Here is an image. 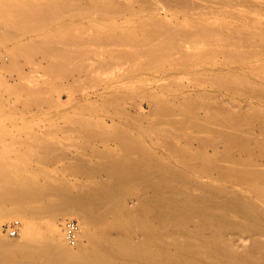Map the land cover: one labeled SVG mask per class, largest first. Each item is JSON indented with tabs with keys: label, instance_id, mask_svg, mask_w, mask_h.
Masks as SVG:
<instances>
[{
	"label": "bare ground",
	"instance_id": "1",
	"mask_svg": "<svg viewBox=\"0 0 264 264\" xmlns=\"http://www.w3.org/2000/svg\"><path fill=\"white\" fill-rule=\"evenodd\" d=\"M234 1L240 6L242 4L245 7L244 11L238 12L237 10V12L221 14L242 20L248 27L252 26L250 32H253L251 34L254 35L255 45H257L256 43L262 44L259 47L255 46L258 50L254 52L246 53L239 49L242 47L237 45L241 43H236V46L233 44L234 46L229 48L225 45L219 47L220 41L219 45L212 46L215 42L211 39L216 38L219 33L217 34L215 30L203 25L183 22L173 26L152 20L142 25L153 26L154 30L144 33L140 39H136L134 34L130 36L114 35L99 32L96 29H80L78 27L70 31V29L67 30L68 27L62 26L60 29L64 34L59 40L57 38L55 40L54 37L51 41H38L37 46L25 45L20 50H10L9 56L12 54V57H10L9 66L15 72L21 67L19 58L31 62L34 57L43 55L44 60L46 62L48 60V67L53 75H49L51 80L43 83L37 76H32V73L40 72L38 69L33 72L31 70L28 74L29 77L27 74L18 75L19 83L5 89L4 93L8 96H5L0 90V113L3 115V112H6L4 98L15 97L16 103H21L28 112L32 110L33 105L42 107L44 104L48 105V110H45L48 118H50L49 111L51 109L61 110L63 117L69 110L63 104L65 97L62 94L58 95L56 99L48 98L49 95L47 98L42 97V94L45 93L43 87L45 88L46 84L52 85L56 81L55 78L73 79V86L67 89L68 102H73L72 106L75 105L77 98L75 92L77 91L82 95L79 98L82 100V104L78 106V109L75 108L76 114L72 113L61 120L63 119L64 123L79 129L80 137L92 144V155L100 162L87 168L84 161L78 160L66 164L64 169L70 172H81L84 177L92 180L97 176L108 177L111 187L91 182L87 188L74 192L60 181L44 186L37 180L23 177L16 164L2 161L3 156L14 154L32 157L37 161L45 162V165L54 166L60 159L67 158L68 160L71 155H68L57 144L50 142L32 144L33 146H28L24 152L16 151L12 147L19 141L16 135L14 136L16 131L13 134L12 131L0 130V207H12L8 213L4 212V216H12V214L26 218L43 216V219L44 215L50 214L51 218L76 217L84 224V227L86 224L84 236L89 239L92 235L89 229L91 224L105 225L110 222V219L117 221L125 211H128L125 204L126 189L124 186H138L143 194L149 195L143 199L145 198L144 200H148L156 206L154 211L162 229L169 227L170 231L178 230L184 235L173 236L166 243L161 242V249L167 247L169 251H182V253L176 254L175 258H170V253H163L162 250L156 251L152 246H148L147 242L141 245L121 235V230L126 229L123 223L115 222L113 229L116 230V235L102 241V245H100L102 248L99 251L88 250L82 245L81 236L83 237V233L81 229L77 245L69 244L66 236H64L66 245H63L58 229L53 225L55 224L53 222L49 238L34 237L31 225L28 224L25 229L20 225L18 235H24L23 239L1 238L0 264H200L192 261V258L199 253L203 256L202 264H217V260L233 262L235 259L233 245H228L229 243L225 242V237L228 235L248 237L252 251L248 257L254 264H263L258 261V258L264 256V211L229 189L217 185L202 184L194 178L203 173L210 175L213 170L219 178L227 176L258 177L261 167L258 165L243 166V163L241 164L234 157V153L236 149L247 146L248 142H254L256 145L264 147V140L256 137L252 132L244 130V125L224 120L226 111L223 109L221 97L217 95L214 97L217 101L216 107L202 105L194 107L192 105L193 107H187V112L183 115H178L177 110L172 106H168L160 100H150L151 98H147L148 96L140 103H135V106L129 105V102L134 100L130 94L132 91L144 93L149 89V86H155L154 84L161 81L152 80L153 74L136 77H132L130 74L141 72L146 68L147 70H152L155 67L160 68L171 62L175 55L180 57L179 61L186 63H198L210 53H213L217 58L224 53H229L230 57H227V61L263 56L264 15L256 14H263L264 0ZM142 2L148 10L160 8L179 11L188 16L208 15L206 4L209 3H205L204 0H159L158 2L143 0ZM122 3L124 4V2ZM68 6V3L54 4L52 1L22 3L20 6H1L0 12L12 13L14 17H0V41L10 42L16 40L21 34H28L50 26L54 27L60 21L73 15L76 16L75 14L83 18L95 16L99 20H109L117 18L125 12L128 13L126 4L116 10H111L105 5H99L100 7L97 8H95L96 6L94 8L77 6L74 9ZM256 20H261L262 26H255ZM252 35H249L250 38ZM240 38L242 40V37ZM234 39L237 38L234 37ZM220 40L223 41V39ZM244 40L242 41H248ZM237 47L241 51L237 50ZM3 66L5 67V64ZM22 69L23 67H21ZM45 72L48 71L45 70ZM74 77L78 78L74 79ZM29 78L32 80H28ZM197 80L198 85H203L201 83L203 80L200 82ZM191 81L195 83V80ZM209 81L207 79V82ZM5 83L6 81L2 80L0 88ZM210 84L214 85L219 92L242 94L264 102V88L249 81L244 82L242 86L237 84L236 86L228 79H217ZM149 93H151L150 90ZM93 105H95L94 107L101 106L96 109L92 107ZM132 107L135 109L134 112ZM11 110L13 111V109ZM59 112H56V116H60ZM188 112H192V115L203 112L205 116L203 119H200L201 116H194L192 119ZM23 116L28 117L27 114H23ZM247 116L254 119L259 115L250 112ZM187 119H190L191 124L186 129L191 134L214 136L221 142L219 145L224 147L225 152L214 158L212 165L199 164L196 159L190 157L191 154L181 150L176 144L175 140L190 147L192 143L199 141L203 147L209 146L205 138L187 140L180 137L181 134L178 132L181 128H178L177 124ZM4 120L2 118L0 123L3 124ZM9 122L12 125L18 122V119H10ZM21 134L19 132L18 136ZM140 135L147 139L153 136L158 142L164 144L165 149L176 162L172 164L171 161L163 160L159 157L158 151L150 149L138 137ZM7 139H11V143L7 144ZM95 144L96 147H94ZM195 190L201 194L193 195L192 192ZM140 200L142 201L141 198ZM131 223L132 219L128 224ZM245 254L247 256V253Z\"/></svg>",
	"mask_w": 264,
	"mask_h": 264
},
{
	"label": "rangeland",
	"instance_id": "2",
	"mask_svg": "<svg viewBox=\"0 0 264 264\" xmlns=\"http://www.w3.org/2000/svg\"><path fill=\"white\" fill-rule=\"evenodd\" d=\"M40 1L45 3L52 1L54 4L55 3L58 4L59 2H64L66 4L68 3L69 5L68 7L72 9L76 8L77 6L92 7V8L96 6L95 8H97L100 7L99 5L101 6L105 5L110 7L111 10H116L118 9V7L126 4L128 13L125 12L117 18H111L109 20H99L95 16H91L89 18H83L80 15L75 14L76 16L73 15L71 17H68L60 21V23H58L54 27L50 26L49 28L35 30L28 34L26 33L21 34L20 36H18L16 40L10 42H6L5 40H3L4 42L0 41V82L2 80L6 81V83L3 84L0 88L1 92L3 91V93L7 90L8 87L19 83V80H17L19 78L18 75L20 74L28 75L31 70L32 72L37 69L40 71L37 74L32 73V76H37L42 83L51 80L50 76L53 74L50 68L48 67V60L46 62L44 60L45 57L43 55L34 57L31 62L30 61L28 62L26 59L24 60L23 58H19L21 60V61L19 60V62L22 63V64L20 63V65L21 67H23V69L21 70L20 67V69L17 72H15L9 66L10 57H12V54L9 56V52L12 49H16V51L20 50L22 47H25V45L37 46L38 41H43V40L51 41L54 39V37L55 40L56 38L57 40H59L62 38V34H64L61 32L62 30L60 29V27L62 26H65V28L68 27L67 30L70 29V31L73 30L75 27H78L80 29L81 28L91 29V30L96 29L99 32L114 34V35L130 36L134 34L136 39H140V37L142 38V35L144 33H150L151 31L154 30L153 26L151 27L149 25L147 26L142 25L143 23L145 24V22H148L149 20L150 21L152 20L153 22L154 21L162 22L173 26H177L183 22H188L194 25H203L204 27H208L209 29L215 30L217 34L219 33L218 36L220 35L219 36L220 38L216 35L217 36L216 38L211 39V41L214 40L213 42H215L214 45L212 44L213 42L211 43L212 46L217 45L221 41L220 45L218 44L219 47H221V45L223 46L225 45V47L232 48L236 43L242 44L243 42L242 40L245 39L248 40V41L244 40L246 43L243 42L242 46L241 44L237 45L244 48L242 49L237 47V50L241 49L246 53L249 52L251 53L254 52L255 50H258V48L255 46L259 47L260 45H262L261 43H256L257 45H255L254 35L251 34L253 32H250L252 30L250 29L252 28L251 25H250L251 27H248L245 24V22L242 20H237L234 18H230L229 16L222 15L223 13H228L232 11L237 12V10L238 12L244 11L245 7L242 6V4L241 6L239 4H235L236 2L234 0L231 1L204 0L205 3H209L206 4L207 5L206 10L208 15L205 16H201L197 14L188 16L182 14L179 11L165 10L160 8H154L153 10H148L147 7L143 4L142 2L143 0H123V1L122 0H116V1L115 0H40ZM40 1L39 0H0V7L5 5L20 6L22 5V3L29 4L32 2L33 4L34 2L39 3ZM153 1L158 2L159 0H153ZM122 2H124V4ZM256 15L259 16L264 15V12L263 14L257 13ZM11 16H13L12 13L7 14L6 12H0V17L11 18ZM254 25L262 26L261 20L259 21L256 20ZM249 35L250 36L252 35V37L250 38ZM233 36L236 37L237 39H234ZM240 37H242V40ZM216 39H218V41H216ZM220 39H223V41ZM207 44L210 45V43ZM201 49L202 47L200 46V50ZM205 49H207V47H205ZM227 57H230L229 53H224L223 55L218 56V58L213 53H210L209 55H205L204 58L201 59L198 63L197 62L186 63L179 61L181 60L179 59L180 57L179 56L177 57V55H175L173 57V60L160 67L161 69L155 67L152 70H147L146 68L141 72H133L132 74H130L132 77H136L140 75L148 76L149 74H153L154 76L151 77L152 80L156 79L161 81L158 83L156 82L157 84H154L155 86L152 87L149 86L148 87L149 89L148 90L146 89L147 91H145L144 93H138L132 91V93L130 94L131 96L134 97V100L130 101L129 105L131 106L132 104V106H135L134 105L135 103L136 104L140 103L142 99L144 100V98L148 96L147 98L150 97L151 98V99L149 98L150 100H160L164 104L168 106H172L174 109L177 110L178 115H183L187 112L186 109L188 106L195 107V105L197 106L202 105V106L216 107L217 101L215 100L214 97H216L217 95L221 97L222 106L224 107L223 109L226 111V114L223 117L224 120L232 123H236V124L239 123L241 125H244L243 127L244 130L250 131L256 137H259L264 140V134H263L264 133V102L254 99L251 96L250 97L246 95L244 96L242 94H236L232 92H219V90H217V88L214 85L210 84L212 81L214 82L217 79H224V80L228 79L229 81L233 82L235 85L237 84L238 86H242L244 82L249 81L252 84L264 88V66H262L264 65V55L253 56L246 60H233V61L231 60L227 61ZM4 64L5 67L3 66ZM38 64L39 66H37ZM40 65H41V69H40ZM45 70L48 72H45ZM75 78L78 77H74V79ZM55 79L56 81L54 80L55 82L52 85L46 84L45 88L43 87L45 93H43L42 94L43 96L42 95L41 96L42 97L45 96L47 98V96L49 95L48 98L56 99L58 95L62 94L63 97H65L63 100V104H65V106L69 108V110L67 111L68 113L64 114L63 117L67 115H72V113L76 114L77 110H75V108L78 109V106L82 104V100L79 99L81 98L82 95L76 91L75 93L77 95V98L75 100L76 102L75 105L72 106L74 103L68 102L69 97L67 94V89L73 86L72 85L73 79L72 80L70 79L62 80L58 78ZM192 79L193 81L195 80V83L191 81ZM207 79H209L210 81L207 82ZM7 80H9L8 83ZM28 80H32V79L29 78ZM196 80L198 82H200V80H203V82H201L203 83V85L202 84L198 85V83H196ZM149 90L152 93V95L151 93H149ZM4 94L5 96H8V94L6 93ZM4 102L6 104L5 105L6 112H3V115L0 113V115H2L0 117V120H2V118L5 119L3 121L4 122L3 124H5L6 121L7 122L5 125L0 123V130L1 131L7 130L10 132L12 131L13 134L15 131L17 132V133L15 132L14 136L16 135L19 141L17 144L12 146L16 151L24 152L25 149L28 146L31 147L32 144L35 145L36 143L37 145L41 143L50 142L52 144L53 143L57 144V146L61 147V149H64L68 155L70 154L71 157L68 158V160L67 158H65V160L60 159V161L56 162L54 166L45 165L46 164L45 162L37 161L35 158L32 157L29 158L14 154L3 156L4 157L2 160L3 162L16 164L18 166V171H20L23 177L37 180L44 186L49 185L52 182L60 181L74 192H79L82 188L83 189L87 188L91 182L99 183L103 185L110 184L111 182L110 179L105 176H100V177L97 176V178L92 180L86 176L84 177L82 175L83 173L81 172L78 173L75 171L70 172L69 170L64 169V166L66 164L68 165L71 162H76L78 160L84 161L85 166L87 168L93 164L99 163L100 160L94 158V156L92 155L93 154L92 144L84 141V139L80 137L79 129L77 127L64 123L62 121L63 119L61 120V118H63L62 117L63 113H61V110L51 109L49 111L50 118H48V114L46 112L48 110L47 109L48 105L42 104L43 105L42 107L41 105H33L32 110L28 112L26 107H24L21 103H16L15 97H5ZM94 106L95 105H93L92 107L99 109L98 106L101 105H98L97 107ZM11 109H13V111L15 112L17 111L18 112L15 114V112H13ZM57 111H60L59 112L60 116H56ZM134 111L135 109L133 108V112ZM19 112L20 114H18ZM250 112L255 113L259 116H256V118L251 119L247 116V114ZM23 114L25 115L27 114L28 117H24ZM188 114L189 117H191L192 119L194 116L195 117L201 116L200 119H203L205 116L203 112L197 113L195 115H192V112L191 113L188 112ZM10 119L11 120L18 119V122L11 125V123L9 122ZM190 124H191L190 119H187L184 122H180L177 124L178 128H181L180 132H178L179 134L182 135V136L180 135V137H184L187 140H190L192 138H203V139L205 138L206 139L205 141H208L209 146L203 147V144H200L199 141L192 143L190 147H186V144L175 140L176 144L179 146L181 150L187 151L188 154H191L190 157L196 159L199 162V164L201 165L204 164V166L212 165L213 159L216 158L220 153L222 154L223 152H225L224 147L219 145L221 144V142L214 136L203 135V134L202 135L191 134L190 131L186 129L187 127H189ZM19 132L22 133L21 134L22 136L21 135L18 136ZM26 133L28 134L25 135ZM138 137L141 138L148 145L150 149H152L153 151H158L159 157H161L163 160L171 161L170 163L172 164L176 162V160H174L173 157L169 154V152L165 149L164 144L158 142L156 139L153 138V136H151L149 139H147V137L144 138L143 135H140ZM6 143L7 144L11 143V139H7ZM94 147H96V144ZM31 151L33 152L34 150L32 149ZM234 157L241 164L243 163L242 164L243 166H250V165L260 166L261 167L260 175H258V177L255 178L254 177L237 178L233 176L219 178L215 170H213L212 174L209 175L203 173L202 175L195 177L194 180L198 181L199 183L202 182V184L206 183L211 185H217L229 189L230 191L241 196L247 202L256 204L260 209L264 211V173H262L264 171L262 170L264 169V147L256 145L254 142H248L247 146L235 150ZM29 167H31L32 169ZM109 187L111 186L109 185ZM124 187L126 189L124 193L126 196L125 204L128 207L127 208L128 211H125L122 214V216H120V218L117 219V221H115L114 219H110V222H108V224L105 225H99L96 223L91 224L89 226V229L92 232V235L89 239L85 238L84 236L86 224L84 227V224H82L81 221L78 220V218L76 217L69 216V217L51 218L50 214L44 215L43 219H42L43 216L40 217L34 216L32 218H26L23 216H17L13 214L12 216L11 215L4 216L6 213H8L11 210L12 207L7 206L6 208L5 206H2V208L0 207L1 208L0 209V240L24 238V235L22 234L21 235L19 234L20 236L19 235L11 236L8 234L6 229V224L11 222L12 220H19L22 228L24 229L28 224L31 225L34 237H38V238H49L51 236V232H52L51 223L53 222L55 223L53 225L58 229L57 230L58 234L61 236L60 238L62 239L61 240L62 244L66 245L64 239L65 223L69 219H75L79 222L80 229L83 233V237L81 236L82 245L85 246L86 249L88 250L99 251V249L102 248V246H100L102 245V241H104L107 238L114 237L117 232L116 230L113 229V226L115 225V222H117V223H123L124 226L126 227L125 230H121V233L120 232L119 233L129 238L135 243L142 245L145 244L144 242H147L148 243L147 245L152 246L156 251L162 250L163 253H170L171 255L170 258L171 257L175 258L176 254L182 253V251L181 252H175L172 250L169 251L167 247H162L161 249L162 246L161 242L166 243L173 236H178V235L181 236L184 234H182V232H179L178 230L170 231L169 227L166 229H162V225L161 223H158L157 214H155L154 211L156 206L153 205L152 202H149L148 200H144L149 195L143 194L138 186H124ZM192 194L198 196L201 193L195 190L192 192ZM143 197L145 198L143 199ZM140 198L142 199V201L140 200ZM32 205L34 206V204ZM35 206H37V204H35ZM49 215L50 217H48ZM130 219H132V223L128 224ZM129 227H131L132 229ZM188 237L190 236L188 235ZM225 242L229 243L228 245L231 244L233 245L232 250L234 251L235 259L233 260V262H223L217 260V264H254L251 262L250 258L248 257L249 256L248 254L252 253V251L250 250V241L248 237L239 236V235H228L225 237ZM245 253H247V256ZM192 261H194V263L197 262L202 264L203 263L202 254L199 253L196 256H194V258H192ZM258 261H261L264 264V256L259 257Z\"/></svg>",
	"mask_w": 264,
	"mask_h": 264
},
{
	"label": "built area",
	"instance_id": "3",
	"mask_svg": "<svg viewBox=\"0 0 264 264\" xmlns=\"http://www.w3.org/2000/svg\"><path fill=\"white\" fill-rule=\"evenodd\" d=\"M20 221L12 220L8 224H6V229L9 235L16 236L20 230ZM79 230L80 225L79 222L75 219H69L65 223V236L66 240L71 245H77L79 243Z\"/></svg>",
	"mask_w": 264,
	"mask_h": 264
}]
</instances>
